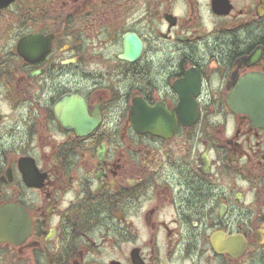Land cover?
Masks as SVG:
<instances>
[{
  "label": "flooded vegetation",
  "instance_id": "flooded-vegetation-1",
  "mask_svg": "<svg viewBox=\"0 0 264 264\" xmlns=\"http://www.w3.org/2000/svg\"><path fill=\"white\" fill-rule=\"evenodd\" d=\"M0 264H264V0H0Z\"/></svg>",
  "mask_w": 264,
  "mask_h": 264
},
{
  "label": "water",
  "instance_id": "water-1",
  "mask_svg": "<svg viewBox=\"0 0 264 264\" xmlns=\"http://www.w3.org/2000/svg\"><path fill=\"white\" fill-rule=\"evenodd\" d=\"M129 41H130V44L132 45V49H133V50H131V51H132V52H137L138 49H139V44L136 43V42H134V40H133L132 37H130V38L128 39V42H129Z\"/></svg>",
  "mask_w": 264,
  "mask_h": 264
}]
</instances>
